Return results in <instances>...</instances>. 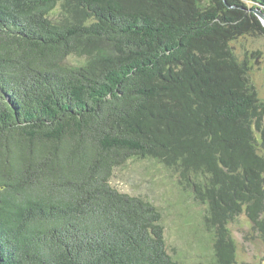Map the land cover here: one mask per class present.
I'll list each match as a JSON object with an SVG mask.
<instances>
[{
  "label": "trees",
  "instance_id": "obj_1",
  "mask_svg": "<svg viewBox=\"0 0 264 264\" xmlns=\"http://www.w3.org/2000/svg\"><path fill=\"white\" fill-rule=\"evenodd\" d=\"M247 1L0 0V264H181L109 184L133 158L264 240V102L230 45L264 34Z\"/></svg>",
  "mask_w": 264,
  "mask_h": 264
},
{
  "label": "rangeland",
  "instance_id": "obj_2",
  "mask_svg": "<svg viewBox=\"0 0 264 264\" xmlns=\"http://www.w3.org/2000/svg\"><path fill=\"white\" fill-rule=\"evenodd\" d=\"M241 1L250 8L247 0ZM230 45L233 54L247 62L250 81L264 102V34L246 35ZM77 59L73 56L70 61ZM109 184L155 207L171 259L181 264H212L227 257L234 264H264L262 228L252 227L245 208L225 221L208 219L207 206L179 185L172 169L157 161L130 159L113 169Z\"/></svg>",
  "mask_w": 264,
  "mask_h": 264
},
{
  "label": "water",
  "instance_id": "obj_3",
  "mask_svg": "<svg viewBox=\"0 0 264 264\" xmlns=\"http://www.w3.org/2000/svg\"><path fill=\"white\" fill-rule=\"evenodd\" d=\"M222 2L225 4L226 0H222ZM248 11L251 12L256 17L261 27L264 29V12L256 8L249 9Z\"/></svg>",
  "mask_w": 264,
  "mask_h": 264
}]
</instances>
